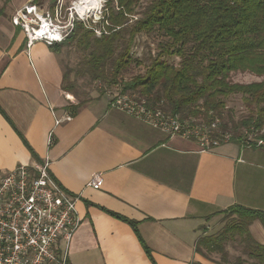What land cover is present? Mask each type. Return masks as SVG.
Instances as JSON below:
<instances>
[{
    "label": "crops",
    "instance_id": "crops-1",
    "mask_svg": "<svg viewBox=\"0 0 264 264\" xmlns=\"http://www.w3.org/2000/svg\"><path fill=\"white\" fill-rule=\"evenodd\" d=\"M12 14L0 16V172L47 160L51 177L77 196L67 264H218L195 250L197 240L229 206L264 211V153L231 142L202 151L105 97L75 102L59 53L41 41L27 47ZM94 174L98 189L87 185ZM104 209L137 223L152 260L130 224ZM249 231L264 244L259 221Z\"/></svg>",
    "mask_w": 264,
    "mask_h": 264
},
{
    "label": "trees",
    "instance_id": "trees-1",
    "mask_svg": "<svg viewBox=\"0 0 264 264\" xmlns=\"http://www.w3.org/2000/svg\"><path fill=\"white\" fill-rule=\"evenodd\" d=\"M106 6L100 19V35L95 34L94 28L76 22L65 41L49 46L51 51L59 53L67 41L89 50L87 73L109 86L117 84L133 65H142L141 73L120 80L121 93H134L146 108L178 116L181 121L194 119L195 124L207 127L215 123L212 137L229 134L226 142L264 149V78L249 83L230 79L234 72L264 76V0H146L144 4L142 0H107ZM136 15L139 16L133 19ZM139 34L159 38L156 50L153 54L149 50L146 60L132 53ZM234 94L242 96L249 114L237 121L229 116L226 120L225 98ZM77 105L70 106L71 110ZM215 117L221 119L219 129ZM240 128L263 129L259 135L263 144L245 142ZM104 210L130 224L152 260L138 234L137 223ZM218 213L230 219L228 224L215 234L200 237L195 250L205 254L204 247L206 251L218 252L220 259L213 261L226 264L223 243L238 235L242 253L252 260L250 264H264V244L256 242L249 231L255 220L264 229V211L235 204ZM242 263L238 259L233 264Z\"/></svg>",
    "mask_w": 264,
    "mask_h": 264
},
{
    "label": "built area",
    "instance_id": "built-area-1",
    "mask_svg": "<svg viewBox=\"0 0 264 264\" xmlns=\"http://www.w3.org/2000/svg\"><path fill=\"white\" fill-rule=\"evenodd\" d=\"M11 22L24 33L27 47L35 41L47 45L59 43L67 35L66 27L56 21L55 16L33 3L16 9ZM110 105L167 136L193 140L202 151L230 137L229 134L212 137L215 123L207 127L195 124L194 119L181 121L178 116L148 109L127 94ZM260 144L262 141L258 140L256 145ZM102 183L101 175L94 174L87 185L98 189ZM76 200L77 196L64 190L51 177L47 160L19 164L0 172V264H67V245L79 225ZM62 241L66 243L65 250L59 247Z\"/></svg>",
    "mask_w": 264,
    "mask_h": 264
},
{
    "label": "rangeland",
    "instance_id": "rangeland-1",
    "mask_svg": "<svg viewBox=\"0 0 264 264\" xmlns=\"http://www.w3.org/2000/svg\"><path fill=\"white\" fill-rule=\"evenodd\" d=\"M38 1L40 4H38ZM0 0V16H10L11 12L14 14L16 9L23 6L27 3H33L41 7L44 11L49 12L52 16H55V20L59 21L62 25H64L67 29L66 37L61 41H65L67 36L71 33L76 22H80L85 28L91 29L94 28L95 34L96 31L99 33L100 30L103 29V24L100 23V19L104 16L107 10V0H102L99 8L95 9L91 12L83 13L80 9L77 8L78 0ZM146 0H142L144 4ZM115 5V4H114ZM138 9V8H137ZM12 14V16H13ZM11 16V17H12ZM139 15L133 16V19L138 17ZM131 21V20H130ZM107 23L105 22L104 25ZM98 36V35H97ZM159 38L156 35L147 36L145 34H139L136 36L134 44L132 46L133 56L146 60L148 57L149 50L153 54L156 50V46ZM59 42V43H61ZM89 57V50L84 49L83 47H77L73 43H64L58 54L59 61L64 69V84L70 85L71 95L75 102H83L95 97H105L107 98L109 105L115 101L116 98L122 96L123 94H127L132 98L138 100L136 94H131V92L121 93V79L122 81H126L130 79L137 73H141L143 71V66L133 65L127 72H124L117 84L108 85L107 82H104L100 79H93L87 73V63L86 59ZM178 58H175L177 61ZM264 76H256L254 74L248 72H234L231 73L230 79L232 82L238 83H249L253 81H259L263 79ZM224 117L227 120L228 116L231 117L234 121H237L241 118L248 116L249 108L246 106L245 102L242 99L240 94L230 95L225 98V108H224ZM201 119L199 117L196 118ZM218 121V129L219 123L221 119L219 117H215ZM231 132L230 130H226ZM240 135L242 136L244 141H251V143L256 144L257 140H259V135L263 132V129L260 131H247L246 129H239ZM263 144V143H262ZM247 151L252 152L254 154H262L264 153L263 148L254 149L252 146L246 145ZM244 157V156H243ZM244 159H246L244 157ZM230 219L224 214H217L214 220H210L206 225L203 226V234H215L220 231L225 225L228 224ZM207 232V233H206ZM202 234V235H203ZM251 234V233H250ZM252 236V235H251ZM254 239V238H253ZM256 241V240H255ZM257 242V241H256ZM223 248L226 252L225 262L226 264H233L236 260L243 261L242 264H250L252 262L245 254L242 253L243 244L241 243V238L236 235L233 239H227L223 243ZM206 255L214 258L220 259V253L218 252H209L206 251L204 247Z\"/></svg>",
    "mask_w": 264,
    "mask_h": 264
},
{
    "label": "bare ground",
    "instance_id": "bare-ground-1",
    "mask_svg": "<svg viewBox=\"0 0 264 264\" xmlns=\"http://www.w3.org/2000/svg\"><path fill=\"white\" fill-rule=\"evenodd\" d=\"M102 0H78L77 8L83 13L98 9Z\"/></svg>",
    "mask_w": 264,
    "mask_h": 264
}]
</instances>
